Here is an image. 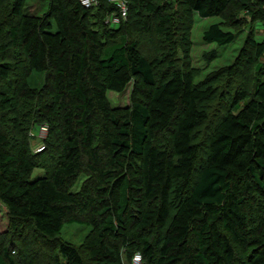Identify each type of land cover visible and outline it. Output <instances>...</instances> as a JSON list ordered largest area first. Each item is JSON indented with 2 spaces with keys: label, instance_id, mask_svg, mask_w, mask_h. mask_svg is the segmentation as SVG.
<instances>
[{
  "label": "trees",
  "instance_id": "obj_1",
  "mask_svg": "<svg viewBox=\"0 0 264 264\" xmlns=\"http://www.w3.org/2000/svg\"><path fill=\"white\" fill-rule=\"evenodd\" d=\"M23 1L12 10L18 20L10 25V40L2 49L22 50L28 56L25 75L49 79L52 103L41 109L45 115L61 116L64 143L58 166L50 175L33 179V164L8 154L11 143L0 132V202L16 222L13 228L36 231L55 242L66 225H87L79 218L83 210L78 196L67 189L87 161L90 171L100 170L102 175L97 190L102 207L91 218L98 233L92 246L97 264H124L116 249L118 239L139 249L134 254L141 253L144 264H235L240 247L251 249L249 264H264V237L250 236L246 210L249 199L264 194V79L256 77L251 94L237 93L232 110L216 123L207 162L192 184L199 155L194 133L212 120L200 103L212 96V90L198 87L193 74L181 69L159 79L160 62L150 61L139 44L119 35L122 27L115 31L105 24L116 13L115 4L94 0L103 10L101 30L119 38L106 45L105 35L88 23L96 5L86 9L79 0H51L47 12L37 16L23 13ZM133 2L148 12L143 20L147 32L155 30L172 39V14L147 0ZM176 2L186 14L223 17L234 29L240 25V12L264 18V2L255 9L254 0ZM203 39L224 47L236 36L213 24ZM251 47L255 59L264 57V41L252 40ZM257 70H262L261 64ZM13 71L11 64H0V79ZM30 83L22 80L19 90ZM131 84L133 107L113 109L108 93L123 94ZM0 96L3 102L11 101ZM100 126L102 149L110 159L104 173L95 146ZM171 127L168 150L156 139ZM152 230L154 238L147 235ZM58 248L62 261L55 256L56 264H84L76 248ZM11 251L0 253V264H18Z\"/></svg>",
  "mask_w": 264,
  "mask_h": 264
},
{
  "label": "rangeland",
  "instance_id": "obj_2",
  "mask_svg": "<svg viewBox=\"0 0 264 264\" xmlns=\"http://www.w3.org/2000/svg\"><path fill=\"white\" fill-rule=\"evenodd\" d=\"M17 1L0 0V64H11L14 68L8 78L0 79V95L11 99L9 102H3L0 96V132L11 143L8 154L27 158L34 166L31 176L36 179L50 175L61 161L64 132L61 116L45 115L41 109L42 104L48 106L52 103L49 79L45 76L25 75L28 56L22 50L4 51L2 49L10 40V25L18 20L12 13ZM50 1L24 0L23 13L43 16L49 8ZM147 1L161 7L164 13L172 14L171 40H167L155 30L146 31L143 20L148 16V12L138 7L133 0H106L104 4H115L118 7V4L124 3L128 16L112 29L118 31L122 27V30L118 32L119 35L124 34L129 40L139 44L141 53L150 61L160 62L156 69L159 79H166L173 69H181L193 74L198 87L212 90V96L200 103L201 108L209 113L212 120L198 126L194 133V142L199 147V155L192 175V184H194L198 181L207 162L209 141L216 123L232 110L237 93L251 94L257 82L256 77L264 79V57L255 59V51L251 47L252 40L264 41V18L240 12V25L234 29L230 26V21L223 17L201 18L196 13L186 14L183 7L176 4L177 0ZM260 2L264 0H254L255 9ZM99 6L101 5H96L92 9L88 23L90 28L105 35L100 26L103 10ZM213 24H219L224 31L235 33V41L224 47L207 44L203 39L204 32ZM103 40L106 45L119 42L118 37L112 39L107 35L103 36ZM171 62L175 63L173 68H171ZM257 64L262 65V70H257ZM25 79L31 83L28 88L21 91L19 86ZM108 99L113 109L122 111L124 108H132L133 84L123 94L109 92ZM135 100L141 103L143 101L140 97H136ZM172 130L173 127L157 136L158 146L164 149L167 147L170 150ZM96 133L95 146L100 155V166L103 167L104 173L107 171L106 167L110 159L102 149L103 126L98 127ZM101 176L100 170L90 171L87 161H84L82 171L68 184L67 189L78 196L83 210L79 218L84 222L87 221V225H66L55 242L46 241L36 231L18 232L13 228L16 222L11 221L7 208L0 202V253L3 255L4 249L10 248L11 255L18 264H56L55 256L62 261L58 246L67 244L78 250L84 264H97L92 259V246L98 238V233L91 218L102 207L97 199ZM246 210L249 215L250 236L264 237V194H255L249 199ZM172 211L174 213V210ZM147 235L154 238L156 232L152 230ZM115 242L116 249H119L122 254L124 264L130 263L131 255L139 249L125 245L123 239ZM250 255L251 249L237 248L235 264H249Z\"/></svg>",
  "mask_w": 264,
  "mask_h": 264
},
{
  "label": "built area",
  "instance_id": "obj_3",
  "mask_svg": "<svg viewBox=\"0 0 264 264\" xmlns=\"http://www.w3.org/2000/svg\"><path fill=\"white\" fill-rule=\"evenodd\" d=\"M79 2L86 9H90L95 5L94 0H79ZM127 16H128V12L124 6V3L118 4L116 13L109 15V18L105 19V24L110 26L111 28H115L121 23L122 20H125ZM128 264H144L142 254L139 252L135 253L132 257L131 262Z\"/></svg>",
  "mask_w": 264,
  "mask_h": 264
}]
</instances>
